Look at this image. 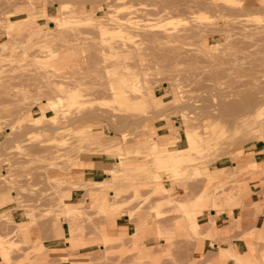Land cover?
I'll return each instance as SVG.
<instances>
[{"label":"rangeland","instance_id":"obj_1","mask_svg":"<svg viewBox=\"0 0 264 264\" xmlns=\"http://www.w3.org/2000/svg\"><path fill=\"white\" fill-rule=\"evenodd\" d=\"M129 5L133 7L128 12L125 7ZM120 6H125V9L117 10ZM122 11L124 13L121 14ZM60 12L67 18L71 17L66 19L70 22L77 20V26L69 23L64 25L65 28L58 26L57 29L54 23L46 19L58 16ZM118 12L121 15H116ZM106 14L108 17H105ZM98 16H102V19L96 18ZM119 18L123 21L128 19V26H137L127 27V30L132 29L133 32L128 31L133 34V38L137 36L131 40L136 43L129 41L128 45V41L120 38L121 41L118 39L115 42L116 37H112L113 41L106 40L102 31L99 32L101 25L104 28L107 25L108 29L114 28L109 23L113 24ZM132 20L137 22L132 24ZM168 21L171 25H166ZM49 28L56 29V33L52 30L53 34L48 33L51 32ZM44 31L48 33L44 35L47 39L42 36ZM36 32L40 34V46L35 45L40 42L38 37L34 39L32 36L33 33L37 36ZM29 35L33 42L31 38L29 42ZM35 40L37 43L33 44ZM29 43L33 46H27ZM2 44L7 46L5 51L0 48V59H4L0 62V195L4 192L8 200L5 199L0 207L16 204L17 209L24 210L23 216L31 223L53 220L61 227L59 221L63 218L69 224L70 235L79 241L76 246H71L73 242L68 241L69 249L74 252L90 245L91 241L85 242L86 234L94 237L97 232L101 239L93 240L92 243L100 242L104 249L98 251L99 256L88 264H124L128 255L135 253L131 264H179L176 252L194 243L198 246V243L209 238L208 235L201 236L200 225L208 221V232L211 219L226 214L231 208L240 207L241 200L251 195L250 183L256 180L261 183V179H264V174L245 172L239 166L230 165V162H237L243 155L246 146L258 143L264 147V141L260 140L264 135V0H0ZM45 50L52 53H46ZM122 65L130 66V70L134 65L131 70L135 72L133 85L139 91H134L135 97L138 96L136 93L145 95L149 102L146 111L135 106L129 109L119 104H112V108H109L115 87H119L117 92L120 88L123 91L126 89L118 85L121 71L124 72ZM115 66L117 69H114ZM123 74L127 75V72ZM80 86L83 88L81 94L88 101L85 102V108L83 104L72 108L69 103L67 107L66 102V107H63L57 102L56 97L59 99L64 96L59 89L74 90ZM126 90L124 95L133 94L128 88ZM105 100L109 104H105ZM33 118H45V121L36 120L33 124L29 121ZM45 122L46 125L41 127ZM154 125H163L162 132L158 134ZM188 127L197 132L202 130L204 133H200H203L205 142H209V148L217 146L216 149L212 148V153L208 149L209 155L203 152V159L197 155L199 161L196 159L194 164L182 169L179 177L173 178L169 172H159L160 181L156 182L152 172L159 157L155 156L178 149L177 143L184 147ZM82 145L88 150L85 146L81 148ZM76 146L78 148L75 149ZM74 149L80 150H77L80 153ZM84 149L87 153L82 152ZM102 155H108L111 161L108 180L104 182L69 183L63 177L51 179L47 176L48 171L63 172L78 166L80 160ZM119 158L124 159L121 161ZM216 168H222L223 173L218 174L217 180L208 182L210 170ZM35 172L43 174L38 183H35ZM112 172L117 174L111 175ZM164 179L166 187H163ZM42 185H48L52 191L50 205H42L39 200L35 202V191H39ZM65 190H81L86 195L83 200L71 202L65 200ZM165 190L172 194L175 201L201 197L194 203L195 214L190 222L182 211L175 209L177 206L174 204L169 207L164 202L160 217L150 210L156 202L164 201L162 198L165 196V200H168ZM11 192L15 193L13 199L10 197ZM229 194L232 196L229 204H234L235 195L240 197L236 200L240 204L235 207L225 205ZM205 196L210 198L208 200L211 203L207 202ZM203 197L205 202L201 201ZM130 198L136 202L125 204ZM223 199L225 203L221 202ZM216 202L220 204L219 207L214 206ZM223 204L225 207L221 208ZM14 212L7 208L0 211V241L9 254V264H30L35 254L45 249L43 245L35 246V243L24 237L22 225L13 218ZM123 213H128L132 218L147 219L146 216H149V221L157 229L156 239L151 246L152 253L157 255H140L145 246L142 239L134 244L136 236L132 239L126 236L110 238L108 241L103 231H100L101 227L95 225L96 218L103 221L104 227L107 221ZM213 213L216 214L214 218L211 217ZM196 217L200 225L199 231L194 233L189 223ZM161 222L163 226H160ZM87 230L93 232L86 233ZM161 240L164 241L163 246ZM259 242L264 244V241ZM82 262L77 257L71 264H86Z\"/></svg>","mask_w":264,"mask_h":264},{"label":"crops","instance_id":"obj_2","mask_svg":"<svg viewBox=\"0 0 264 264\" xmlns=\"http://www.w3.org/2000/svg\"><path fill=\"white\" fill-rule=\"evenodd\" d=\"M154 126L158 134L162 132L161 129L163 127L161 126L163 125ZM178 144L179 143H177L176 147L181 148ZM263 148V145L258 143L246 146L243 155L237 162H230V165L239 166V169L245 172L264 174ZM78 163V166L63 172L57 170L48 171L47 176L51 179L63 177L65 181L69 183H95L108 180L107 175L109 174L107 172L111 170V161L108 155H102L99 158H86L80 160ZM236 166L231 167L235 168ZM222 173V168L210 170L208 182L217 180L218 174ZM41 175L43 174L35 172V183L40 182ZM163 181V187H166V180L164 179ZM249 187L251 195L241 200V204L240 202L237 204H240V207L231 208L226 214L222 213L218 218L211 219V227L208 232V221L200 225L196 217L191 224L189 223L191 231L193 229L199 231L200 225L201 229H203L201 235H208L210 239L205 238L201 243H198V246L194 243L176 252V260L179 264H264L261 253L264 252V244L259 242L264 241V179H261V183L260 180L251 182ZM39 188V191H35V202L37 203L39 200L42 205H50L49 196L52 195L51 189H49L48 185H42L39 186ZM63 193L65 200L71 202L83 200L86 195L85 191L81 190H65ZM10 197L12 199L15 198V193L11 192ZM234 198L236 200L238 199L235 196ZM5 199L8 200V196L3 192L0 195V205H2V203L4 204ZM236 200H234V202ZM16 207V204L10 203L1 206L0 211L6 208L12 211L15 210L13 218L15 222L22 225L24 237L31 243H35V246L40 244L43 245L45 249V251L35 254L30 264H71V261L77 260V257H79L81 261H84L82 263L88 264L89 261H93L99 256L98 251L104 249L100 242L92 243L93 240L99 241V239H101L100 235L96 232L94 237L88 234L85 235V242L91 241L90 245L82 247L76 252L71 251L68 241H70V243L73 242L71 246H76L79 241L70 235L69 224L63 218L59 221L61 227L53 223V220L31 223L27 217L23 216L24 210L20 208L17 209ZM205 207L208 208V206ZM203 215H205V213H203ZM215 216L216 214H211L212 218ZM146 218L147 219L144 217L132 218L128 213H123L107 221L104 227L103 221L96 218L95 225L97 228L101 227L100 231H103V236L105 235L104 237H106L108 241H110V238L116 239L126 236L128 239H132L133 236H136L134 244H138V240L142 239V243L145 246L144 249H141L143 251L139 253L140 255H157L151 251V246L156 239L155 235L157 229H155V225L149 221L148 215ZM156 222L157 220L154 219L155 224H157ZM160 224V226H163L162 222ZM88 232L93 231L87 230L86 233ZM160 242L163 246L164 241L161 240ZM134 255L136 256V253L128 255V258L124 260V264H131V261L135 257ZM0 264L6 263L0 259ZM165 264L168 263L166 262Z\"/></svg>","mask_w":264,"mask_h":264},{"label":"bare ground","instance_id":"obj_3","mask_svg":"<svg viewBox=\"0 0 264 264\" xmlns=\"http://www.w3.org/2000/svg\"><path fill=\"white\" fill-rule=\"evenodd\" d=\"M97 1V0H96ZM108 1V0H107ZM86 2V1H85ZM93 4V3H92ZM96 5V4H95ZM99 5V4H98ZM106 5V4H105ZM97 6V5H96ZM107 6V5H106ZM138 6H140L139 4H138ZM142 6H144V5H142ZM108 7H109V5H108ZM125 7V6H124ZM123 6L121 7H119V8H116L117 10L118 9H125V8H128V12H129V8H132L133 6H127V7H125L124 8ZM135 7V6H134ZM94 8H96V7H94ZM140 8V7H139ZM101 9H103V8H100V10ZM109 9H110V7H109ZM141 9V8H140ZM142 9H144L145 10V7H143ZM73 10V9H72ZM95 10V9H94ZM98 10V9H97ZM107 10V9H106ZM112 10V9H111ZM114 10V9H113ZM112 10V11H113ZM138 10V9H137ZM136 10V11H137ZM147 10V9H146ZM121 11V10H120ZM131 11H133V9L131 10ZM61 12H63V10L61 11ZM60 12V15H58V16H54V17H49V18H46V19H49V21L51 22V23H54L55 25H56V27L55 28H57L58 29V26L59 27H64L65 28V26L64 25H69V23H70V25L72 24V23H75L76 24V26H77V24H78V21L76 20V21H73V22H70L69 20H66V19H68V18H71V17H68L67 18V16H64L62 13ZM106 12H108V11H106ZM105 12V13H106ZM125 12H127V10L125 11ZM127 12V13H128ZM134 12H135V10H134ZM109 13V12H108ZM119 13V12H118ZM122 13H124V11H122L121 12V14ZM120 13L119 14H116V15H121ZM166 14V13H165ZM69 16V15H68ZM70 16H71V14H70ZM115 16V15H114ZM113 16V17H114ZM100 17V19H102L101 17L102 16H98V17H96V18H99ZM105 17H108L107 16V14L105 15ZM119 16H117V18H118ZM128 17V16H127ZM160 17V16H159ZM73 18H75V17H73ZM73 18H72V20H73ZM77 18V17H76ZM75 18V19H76ZM104 18V17H103ZM114 18H116V17H114ZM91 19V18H90ZM107 19V18H106ZM105 19V20H106ZM127 19V18H126ZM130 19V18H129ZM82 20V19H81ZM125 20V19H124ZM128 20V19H127ZM123 21V19L121 20L120 18L119 19H117V20H114L115 22H112V21H109V22H112L113 24H111V23H109L110 25H113L114 26V28H110V29H108V27H106L105 25V28L104 27H102V25L100 26V27H102V29L100 30V27H99V32L100 31H102V36L104 35L107 39L106 40H108V39H111L112 40V37H116L117 38V40L115 41V42H117L118 41V39L120 38L121 40H123V41H128V45H129V41L130 42H134V41H131V40H133L134 38H136L135 36H134V38H133V34H130L129 32L130 31H132V29H128V30H130V31H128L127 30V27H129L130 26V28H131V26H136V25H129L128 26V21ZM167 20V19H166ZM165 20V21H166ZM89 21H91V20H89ZM96 21V20H95ZM97 21H98V19H97ZM100 21V20H99ZM103 21V20H102ZM107 21H108V19H107ZM133 21V23L132 22H130L129 24H135L136 22L134 21V20H132ZM161 21H164V20H161ZM139 23L141 22V21H138ZM81 23V22H80ZM105 23V22H104ZM84 24V23H83ZM103 24V23H102ZM108 24V25H109ZM161 24V23H160ZM80 25V24H79ZM85 25V24H84ZM90 25V24H89ZM109 25V26H110ZM138 25V24H137ZM166 25H171V23L168 21L167 22V24ZM95 26H96V24H95ZM113 26H110V27H113ZM139 26H140V24H139ZM138 26V27H139ZM159 26V25H158ZM162 26L164 27L165 26V24H162ZM81 27V26H80ZM137 27V26H136ZM166 27V26H165ZM70 28V27H69ZM72 28V27H71ZM92 28V27H91ZM107 28V29H106ZM133 28V27H132ZM9 29H10V27H9ZM60 29V28H59ZM68 29V28H67ZM96 29H97V27H96ZM134 29H139V28H134ZM133 29V30H134ZM161 29V28H160ZM52 29L51 28H49V30L48 31H51ZM56 30V29H55ZM55 30H52L53 32H55ZM61 30V29H60ZM81 30V29H80ZM98 30V29H97ZM140 30H142L141 28H140ZM52 31L51 32H48V33H52ZM66 31V30H65ZM43 32V31H42ZM63 32V31H62ZM87 32V31H86ZM94 32V31H93ZM98 32V33H99ZM133 32V31H132ZM131 32V33H132ZM48 33L46 32V34H45V31H44V34L42 35L43 37H46V36H44V35H48ZM56 33V32H55ZM83 33V32H82ZM97 33V32H96ZM134 33H135V31H134ZM204 33V32H203ZM53 34V33H52ZM88 34V33H87ZM171 34V33H170ZM200 34V33H199ZM261 34V33H260ZM35 35H37V36H34V33L32 34V36H33V38L35 39L36 37H38V41H40L41 42V40L39 39L40 38V34L38 35V33L36 32V34ZM70 35V34H69ZM74 35V34H73ZM79 35V34H78ZM81 35H83V34H81ZM100 35V34H99ZM181 35V34H180ZM198 35V34H197ZM32 36L31 35H29V37H27L28 38V40L30 39V40H32V42H33V38H32ZM56 36V35H55ZM59 36V35H58ZM102 36H101V39H102ZM139 36V35H138ZM150 36V35H149ZM25 37V36H24ZM86 37V36H85ZM105 37H103V40H105L104 38ZM109 37H111V38H109ZM154 37V36H153ZM23 38V37H22ZM49 38V37H48ZM59 38V37H58ZM64 38V37H63ZM69 38H70V36H69ZM73 38V37H72ZM78 38V37H77ZM80 38V37H79ZM82 38V37H81ZM100 38V37H99ZM115 38V39H116ZM158 38V37H157ZM13 39V38H12ZM45 39H47V37L45 38ZM60 39V38H59ZM119 39V41H121ZM11 40V39H10ZM30 40H29V42H30ZM37 40V39H36ZM35 40V41H36ZM51 40H52V38H51ZM73 40H74V38H73ZM100 40V39H99ZM105 40V41H106ZM138 40V39H137ZM137 40H135V41H137ZM43 41H44V38H43ZM46 41V40H45ZM44 41V42H45ZM54 41V40H53ZM58 41V40H57ZM78 41V40H77ZM110 41V40H109ZM113 41V40H112ZM112 41H111V43H112ZM39 42V43H40ZM47 42V41H46ZM102 42H104V41H102ZM137 42H139V41H137ZM144 42V41H143ZM146 42V41H145ZM11 43V42H10ZM17 43V42H16ZM35 43H37V41L36 42H34L33 44H35ZM35 44V45H41L42 44V42L40 43V44ZM53 43V42H52ZM51 43V44H52ZM75 43V42H74ZM110 43V44H111ZM134 43H136V42H134ZM14 44V43H13ZM18 44V43H17ZM30 44H31V46H33L32 45V43H29V45L27 44V46H30ZM119 44V43H118ZM118 44H117V46H118ZM121 44V43H120ZM119 44V45H120ZM48 45V44H47ZM50 45V44H49ZM100 45V44H99ZM105 45V44H104ZM5 46H7V44L6 45H4V44H2V45H0V48L1 49H4V50H2V51H5ZM13 46H15V45H13ZM26 46V47H27ZM50 46H52V45H50ZM116 46V45H115ZM179 46V45H178ZM17 47V46H16ZM26 47H24V49H27ZM43 47V46H42ZM128 47H130V46H128ZM161 47V46H160ZM175 47V46H174ZM9 48H11V47H9ZM13 48H15V47H13ZM13 48H12V50H13ZM19 48V47H18ZM17 48V49H18ZM35 48V47H34ZM37 48V47H36ZM40 48V47H39ZM44 48V47H43ZM47 48V47H46ZM101 48V47H100ZM99 48V49H100ZM109 47H107V49H108ZM111 48V47H110ZM113 48H114V46H113ZM118 48V47H117ZM121 48V47H120ZM123 48V47H122ZM135 48V47H134ZM138 48V47H137ZM28 49H30L29 47H28ZM33 49V48H32ZM54 49V48H53ZM98 49V50H99ZM104 49H105V47H104ZM139 49V48H138ZM153 49V48H152ZM6 50L8 51V49L6 48ZM12 50H11V52H12ZM15 50H16V48H15ZM31 50V49H30ZM29 50V51H30ZM35 50H40V49H35ZM44 50V49H43ZM52 50V49H51ZM91 50V49H90ZM109 50V49H108ZM114 49H112V51H113ZM117 50V49H116ZM121 50V49H120ZM133 50V49H132ZM10 51V50H9ZM41 51V50H40ZM46 51V53L47 52H49V51H47V50H45ZM45 51H43V52H45ZM96 51V50H95ZM115 51V50H114ZM118 51V50H117ZM117 51H116V54H117ZM124 51V50H123ZM137 51V50H136ZM162 51V50H161ZM26 52H28V51H26ZM33 52V51H32ZM51 52V51H50ZM49 52V53H50ZM102 52V51H101ZM108 52V51H107ZM129 52V51H128ZM183 52V51H182ZM14 53H16V52H14ZM52 53V52H51ZM110 53V52H109ZM132 53V52H131ZM138 53V52H137ZM25 53H23V55H24ZM40 54H41V52H40ZM101 54V53H100ZM108 54V53H107ZM115 53H114V56L116 55ZM119 54V53H118ZM123 54V53H122ZM11 55H13V54H11ZM95 55V54H94ZM102 55H104V54H102ZM127 55V54H126ZM210 55V54H209ZM212 55V54H211ZM41 56V55H40ZM105 56H106V54H105ZM112 57H113V55H111ZM201 56V55H200ZM0 57H2V56H0ZM11 57V56H10ZM16 57V56H15ZM30 57V56H29ZM39 57V56H38ZM44 57V56H43ZM140 57V56H139ZM170 57V56H169ZM4 58V57H3ZM23 58V57H22ZM122 58V57H121ZM124 58V57H123ZM129 58V57H128ZM203 58V57H202ZM6 59V58H5ZM7 59H8V57H7ZM98 59V58H97ZM105 59V58H104ZM103 59V60H104ZM117 59V58H116ZM118 59H119V57H118ZM132 59H134V58H132ZM1 60H3L4 61V59H0V62H2ZM8 60H10V59H8ZM96 60V59H95ZM108 60V59H107ZM115 60V59H114ZM6 61V60H5ZM11 61V60H10ZM106 61V60H105ZM104 61V62H105ZM138 61V60H137ZM117 62H118V60H117ZM117 62L115 63V64H117ZM121 62V61H120ZM142 62V61H141ZM152 62V61H151ZM113 63V62H112ZM119 63V62H118ZM123 63H124V61H123ZM214 63V62H213ZM139 64V63H138ZM200 64V63H199ZM222 64V63H221ZM38 65V64H37ZM121 65V64H120ZM126 65V64H125ZM136 65V64H135ZM210 65V64H209ZM100 66H101V64H100ZM119 66V65H118ZM123 66V65H122ZM129 66V65H128ZM134 66V65H133ZM133 66H132V69H134L133 68ZM141 66V65H140ZM139 66V67H140ZM238 66V65H237ZM94 67V66H93ZM108 67V66H107ZM117 66H115V68L114 69H117L116 68ZM130 67V66H129ZM129 67H124L123 66V69H124V72L123 71H121V73H122V75L120 76V74L121 73H119V76L121 77V78H119L120 79V82H121V84H120V82H119V84H118V81H119V79L116 81L117 82V84L119 85V86H122V88H128L131 92H133V94H134V98H132L133 96H131V94H130V96L129 95H124V93H125V91H127L125 88V91H123V89H121L120 88V90L117 92V90H118V88H116L115 87V89L116 90H114V88H113V90H114V92H115V94H114V92L112 93V94H114L113 95V97H112V99H110V101L111 102H109L108 101V99H107V101L109 102V103H111V105L105 100V104H109L108 106H110L109 108H112V104L114 105V104H119V105H124V106H128L129 107V109H131L133 106H135V107H137L138 109H144L145 110V108L146 107H148L149 106V102H148V99L145 97V95L144 94H137L136 93V95H138L137 97H135V92L134 91H138V89L137 88H135V86L133 85V80L135 79V76H134V74H135V72H131V70H130V68ZM136 67V66H135ZM213 67V66H212ZM119 68H121L122 69V67H119ZM118 68V69H119ZM138 68V67H137ZM210 68V67H209ZM224 68V67H223ZM47 69V68H46ZM113 69V70H114ZM107 70V69H106ZM144 70V69H143ZM37 71H38V69H37ZM108 71V70H107ZM106 71V72H107ZM112 71V70H111ZM212 71V70H211ZM94 72V71H93ZM118 72H119V70H118ZM127 72V75L126 74H123V73H126ZM138 72V71H137ZM202 72V71H201ZM209 72V71H208ZM101 73V72H100ZM144 73V72H143ZM211 73V72H210ZM36 74V73H35ZM113 74H114V72H113ZM112 74V75H113ZM138 74V73H137ZM146 74V73H145ZM219 74V73H218ZM225 74V73H224ZM41 75H42V73H41ZM111 75V74H110ZM150 75V74H149ZM55 76V75H54ZM61 76V75H60ZM59 76V77H60ZM118 75H117V77H119ZM205 76V75H204ZM50 77V76H49ZM56 77V76H55ZM66 77V76H65ZM139 77V76H138ZM137 77V78H138ZM34 78V77H33ZM61 78V77H60ZM177 78V77H176ZM37 79V78H36ZM79 79V78H78ZM193 79V78H192ZM195 79V78H194ZM193 79V80H194ZM77 80V79H76ZM80 80V79H79ZM91 80V79H90ZM100 80V79H99ZM141 79H139V81H140ZM189 80V79H188ZM136 81V80H135ZM138 81V80H137ZM219 81V80H218ZM217 81V82H218ZM229 81V80H228ZM23 82V81H22ZM180 82V81H179ZM31 83V82H30ZM68 83V82H67ZM76 83H78V82H76ZM102 83V82H101ZM107 83V82H106ZM113 83H115V82H113ZM137 83V82H136ZM135 83V84H136ZM213 83V82H212ZM58 84V83H57ZM61 84H62V82H61ZM83 84V83H82ZM179 84V83H178ZM230 84V83H229ZM3 85V84H2ZM51 85V84H50ZM64 85V84H63ZM67 85V84H66ZM73 85V84H72ZM71 85V86H72ZM111 85V84H110ZM110 85H109V87H110ZM117 85V86H118ZM137 85H138V83H137ZM212 85V84H211ZM52 86H54V85H52ZM51 86V87H52ZM65 86V85H64ZM84 86V85H83ZM61 87V86H60ZM65 87H67V86H65ZM108 87V88H109ZM1 88V87H0ZM5 88V87H4ZM63 88V87H62ZM70 87H68V89H69ZM79 88V87H78ZM139 88H141V87H139ZM224 88V87H223ZM3 89V88H2ZM55 89V88H54ZM53 89V90H54ZM66 89V88H65ZM65 89H63V90H61V89H59L60 90V92L64 95V96H60V97H62V98H60L59 97V99H57V97H56V100H58L57 102L58 103H60V104H62L63 105V107H69L70 106V104H71V106L70 107H72V106H75V105H80V106H82V104H83V106L82 107H84V105H85V102L87 101V99L85 100L84 99V94L82 95L81 93H82V87L80 86V88L79 89H77V87L76 88H74V90H65ZM76 89V90H75ZM81 89V90H80ZM87 89V88H86ZM98 89V88H97ZM110 89V88H109ZM51 90V89H50ZM81 91V92H80ZM129 91V92H130ZM60 92H58L59 94H60ZM139 92V91H138ZM189 92V91H188ZM55 93H56V90H55ZM96 93V92H95ZM97 93H99V92H97ZM199 93V92H198ZM225 93V92H224ZM61 94V95H62ZM86 94V93H85ZM106 94V93H105ZM132 94V95H133ZM58 95V94H57ZM56 95V96H57ZM87 95V94H86ZM94 95V94H93ZM90 96V95H89ZM106 96V95H105ZM214 96V95H213ZM225 96V95H224ZM110 97V96H109ZM212 97V96H211ZM226 97V96H225ZM88 98V97H87ZM195 98V97H194ZM222 98V97H221ZM89 99V98H88ZM99 99V98H98ZM106 99V98H105ZM218 99V98H217ZM120 100H122V102L120 103L119 101ZM100 101V103H101V100H99ZM213 101V100H212ZM221 101V100H220ZM237 101V100H236ZM64 102H66L65 104H66V106H64L65 104H64ZM88 102V101H87ZM86 102V103H87ZM98 102V101H97ZM96 102V103H97ZM210 102V101H209ZM68 103H69V106H68ZM102 103H103V101H102ZM104 103H103V105H104ZM222 103V102H221ZM50 104V103H49ZM90 104V103H89ZM99 104V103H98ZM97 106V105H96ZM95 106V107H96ZM101 106V105H100ZM105 106V105H104ZM107 106V107H108ZM185 106V105H184ZM82 107H80L81 109H83ZM114 107V106H113ZM116 107V106H115ZM131 107V108H130ZM181 107V106H180ZM209 107V106H208ZM57 108V107H56ZM60 108V107H59ZM59 108H57V109H59ZM73 108V107H72ZM71 108V109H72ZM75 108H78V107H75ZM85 108V107H84ZM226 108V107H225ZM225 108H224V110H225ZM229 108V107H228ZM68 109V108H67ZM70 109V108H69ZM79 109V108H78ZM128 109V108H127ZM134 109H136V108H134ZM150 109V108H149ZM189 109V108H188ZM191 109V108H190ZM73 110V109H72ZM124 110V109H123ZM205 110V109H204ZM56 111V110H55ZM69 111V110H68ZM76 111V110H75ZM81 111V110H80ZM121 111V110H120ZM128 111V110H127ZM130 111V110H129ZM146 111V110H145ZM72 112V111H71ZM137 112V111H136ZM139 112V111H138ZM108 113V112H107ZM140 113V112H139ZM142 113V112H141ZM228 113V112H227ZM231 113V112H230ZM239 113V112H238ZM256 113V112H255ZM89 114V113H88ZM143 114V113H142ZM193 114V113H192ZM203 114H205V111H204V113ZM202 114V115H203ZM217 115V114H216ZM220 115V114H219ZM223 115V114H222ZM68 117V116H67ZM80 117V116H79ZM85 117V116H84ZM233 117V116H232ZM122 118V117H121ZM129 118V117H128ZM230 118H231V116H230ZM234 118V117H233ZM45 119V118H44ZM44 119H38V118H36V119H30L29 121L30 122H32L33 124L35 123V121L37 120H43V122L45 121ZM102 119V118H101ZM146 119V118H145ZM224 119V118H223ZM227 120V119H226ZM110 121V120H109ZM122 121V120H121ZM210 121V120H209ZM261 121V120H260ZM138 122H139V120H138ZM137 122V123H138ZM48 123V122H47ZM62 123V122H61ZM75 123V122H74ZM112 123V122H111ZM125 123V122H124ZM214 123V122H213ZM218 123H220V122H218ZM217 123V124H218ZM46 125V122L45 123H43V125L41 126V127H44L45 125ZM136 124V123H135ZM51 125V124H50ZM122 125V124H121ZM219 125V124H218ZM229 125V124H228ZM111 126H112V124H111ZM129 126V125H128ZM119 127V126H118ZM216 127V126H215ZM49 128L51 129V127L49 126ZM52 128H54V127H52ZM207 128V127H206ZM42 130H43V128H41ZM49 129V130H50ZM57 129V128H56ZM56 129H52V131H55ZM59 129V128H58ZM70 129V128H69ZM118 129V128H117ZM208 130V129H207ZM206 130V131H207ZM210 130V129H209ZM208 130V131H209ZM58 132H59V130H57ZM117 131V130H116ZM127 131V130H126ZM202 131V130H201ZM200 131V132H201ZM213 131V130H212ZM47 132V131H46ZM49 132V131H48ZM57 132V133H58ZM200 132H197L196 130H192V129H190L189 127H188V129L186 130V137H185V146L184 147H181V148H178V149H174V150H172V151H167V152H162V153H159L158 154V156H155V157H159V162L158 163H156V164H154L153 165V169H154V171L152 172L153 173V179H155V181L156 182H158V181H160V176H159V172H169V173H171V174H173L172 176H173V178H175V177H179L180 176V174H179V172H181L182 171V169H184L185 167H187V166H189V165H192V164H194L193 162H196V159H197V162L199 161V159H203V158H201V156H203V157H205V153L206 154H208L209 155V153H212L211 152V149L213 148V146L211 147V149L209 148V142H205V138H203L202 137V135H203V133L201 134ZM210 132V131H209ZM32 133V132H31ZM60 133H61V131H60ZM122 133V132H121ZM211 133V132H210ZM223 133V132H222ZM226 133V132H225ZM264 133V132H263ZM40 134V133H39ZM208 134V133H207ZM251 134V133H250ZM213 135V134H212ZM37 136H39L38 134H37ZM209 136L211 137V135L209 134ZM264 136V135H263ZM263 136H261L260 138V140H262V141H264V137ZM205 137L207 138V136L205 135ZM259 137V136H258ZM39 138V137H38ZM213 139V138H212ZM211 139V140H212ZM207 140H209V139H207ZM210 140V141H211ZM212 142V141H211ZM114 143V142H113ZM112 144V143H111ZM213 144V143H212ZM220 144V143H219ZM74 145V144H73ZM100 145H101V143H100ZM106 145V144H105ZM214 145V144H213ZM79 146V145H78ZM85 146V145H84ZM83 145L81 146V148L82 147H84ZM210 146H211V143H210ZM74 147V146H73ZM96 147V146H95ZM94 147V148H95ZM106 147H107V145H106ZM215 147H217V146H214V148H213V150L214 149H216ZM76 148H78L77 146L75 147V149ZM93 148V149H94ZM104 148V147H103ZM74 149V150H75ZM85 149L86 150H88V148L85 146ZM84 149V150H85ZM92 149V150H93ZM96 149V148H95ZM110 149V148H109ZM208 149H210V152L208 153L207 151H208ZM69 150V149H68ZM78 150V149H77ZM77 150H75V151H77ZM82 151L83 153L84 152H86L87 153V151ZM97 150V149H96ZM102 150V149H101ZM78 151H80V150H78ZM77 151V152H78ZM89 151H91V150H89ZM94 151V150H93ZM203 152H205V153H203ZM80 152H78V154H79ZM89 153V152H88ZM99 153V152H98ZM202 154V155H201ZM204 154V155H203ZM81 155V154H80ZM197 155H199V156H197ZM217 155V154H216ZM199 158H197V157ZM207 156V155H206ZM214 155H212V157H213ZM154 157V156H153ZM196 157V158H195ZM214 158V157H213ZM121 161H122V159H124V158H119ZM145 159V158H144ZM126 160V159H125ZM128 160V159H127ZM137 160V159H136ZM151 160V159H150ZM153 160V159H152ZM121 164V163H120ZM150 164H151V161H150ZM118 165H119V163H118ZM151 166V165H150ZM152 168V167H151ZM119 172H121V171H119ZM123 172V171H122ZM115 172H112V173H110L111 175H113ZM115 174H117V173H115ZM232 174V173H231ZM171 176V177H172ZM175 176V177H174ZM117 177V176H116ZM184 177V176H183ZM234 177V176H233ZM178 179V178H177ZM186 184V183H185ZM185 186V185H184ZM222 186V185H221ZM220 186V187H221ZM198 188V187H197ZM166 191V190H165ZM166 192H168V191H166ZM219 192V191H218ZM214 193H215V191H214ZM168 194V200H165L166 198H167V196H165L166 198H162V200L164 199V201H162V202H156L155 204L156 205H153L152 207H151V211H153L158 217H160L163 213L160 211V209H162L163 207H161V206H164V202L165 203H167L168 205H169V207H170V205H172V204H174V205H176L177 206V208H175V209H177L178 211H182L181 213L182 214H184V216H185V218H187L188 220H189V222H190V219H191V217L195 214V210H194V203L197 201V199L198 198H201V197H197V199L195 198L194 199V197L192 198H190V199H188V200H184V201H178V199H176V201L173 199V196L168 192L167 193ZM208 194H210V193H208ZM213 194V193H212ZM216 194V193H215ZM225 194V193H224ZM232 194H234V193H232ZM220 195V194H219ZM239 195V194H238ZM209 196V195H208ZM211 196V195H210ZM225 196H227V195H225ZM230 196V198L226 201V203L224 202V199H223V201H221V200H219V201H221L222 203L224 202L225 203V205H227V204H229L230 202L229 201H232V196L229 194L228 195V197ZM236 196V195H235ZM237 197H239V196H237ZM236 197V198H237ZM148 198H150V197H148ZM205 198H207L206 200H210V198L209 197H207V196H205ZM213 198H215V197H213ZM221 198V197H220ZM240 198V197H239ZM131 199V198H130ZM144 199H146V197L144 198ZM203 199H204V197H203ZM201 200V201H206L205 199L204 200ZM218 199V198H217ZM216 199V200H217ZM225 199H227V197L225 198ZM234 200H236L235 198H233ZM207 201L208 203L210 202V201ZM215 200V201H216ZM234 200H233V202H234ZM239 200V199H238ZM135 200L134 199H131V200H129V201H126L125 202V204H131V203H133ZM150 201V200H149ZM167 201V202H166ZM218 201V202H219ZM136 202V201H135ZM232 202V203H233ZM236 202V201H235ZM234 202V207H235V205L237 206V204L239 203V202H236L235 203ZM197 203V202H196ZM211 203V202H210ZM163 204V205H162ZM141 205H143V204H141ZM218 205H220V204H218L217 202L214 204V206L215 207H219ZM225 205L223 204V205H221V208L224 206L225 207ZM229 205H231V206H233L232 204H229ZM229 205L227 206V207H229ZM140 206V205H139ZM165 206H167L166 204H165ZM175 206V207H176ZM208 206H209V204H208ZM210 206H211V204H210ZM213 206V205H212ZM230 206V207H231ZM140 207H142V206H140ZM172 207V206H171ZM174 207V206H173ZM172 207V208H173ZM229 207V208H230ZM149 208V207H148ZM166 208V207H165ZM211 208V207H210ZM137 209H138V207H137ZM136 209V210H137ZM174 209V210H175ZM213 209V208H212ZM215 209H219V208H215ZM149 210V211H150ZM173 210V211H174ZM201 211V210H200ZM152 212V213H153ZM170 217V216H169ZM187 220V221H188ZM190 225V224H189ZM191 227V226H190ZM203 230V229H202ZM194 233H197L198 231H196V229H193L192 230ZM202 232V231H201ZM194 233H193V235H194ZM202 236V235H201ZM2 245H3V243L0 241V259H2L5 263H7V264H9L10 263V260H9V254L6 252V250L2 247ZM262 253V258H263V260H264V252H261Z\"/></svg>","mask_w":264,"mask_h":264}]
</instances>
